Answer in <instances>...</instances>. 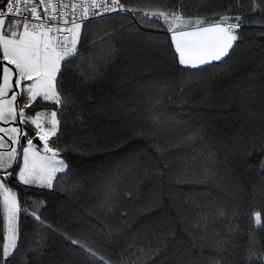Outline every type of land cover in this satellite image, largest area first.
I'll use <instances>...</instances> for the list:
<instances>
[{"label": "trees", "instance_id": "trees-1", "mask_svg": "<svg viewBox=\"0 0 264 264\" xmlns=\"http://www.w3.org/2000/svg\"><path fill=\"white\" fill-rule=\"evenodd\" d=\"M181 2L189 17H211L229 9L243 14L248 19L237 41L241 46L223 67L189 75L178 62L168 32L140 27L131 13L128 19L94 21L93 33L114 29L119 34L118 51L101 78L87 84H77L79 77L64 82L66 90L76 91L77 102L63 113L60 146L78 150L60 155L70 162L80 187L68 195L58 187L25 186L13 172L8 183L18 200L28 202L21 207L31 211L33 201H44V219L53 226L45 229L21 213L20 231L27 239L23 259L17 257L16 264H103L68 238L86 241L109 264H123L133 252L143 255L137 246L155 244V237L170 229L173 236L144 264H257L255 258L248 259V246L249 231L255 229L252 214L264 210V23L253 17L264 16V4L257 0L252 11L250 0H240L242 6L236 0H166L169 7ZM88 51L86 47L85 54ZM157 98L168 104L169 112L202 129L203 140L172 149L168 141L186 134L183 129L152 137L144 109ZM55 107L37 100L26 111ZM28 132L35 135L33 128ZM204 160L217 170L213 182H175L187 165L195 172ZM109 192L112 201L106 208ZM152 199H159L160 206L142 212ZM205 213L212 214L205 231H185L180 217H186L185 223L199 222ZM125 220L127 228L116 233ZM230 227L237 229L232 243L226 251H216L212 238L217 233L228 238ZM204 235L207 241L200 239ZM41 238L45 246L39 252L27 251ZM255 240L256 249L264 251V231H256ZM196 242L209 246L198 249Z\"/></svg>", "mask_w": 264, "mask_h": 264}, {"label": "snow or ice", "instance_id": "snow-or-ice-1", "mask_svg": "<svg viewBox=\"0 0 264 264\" xmlns=\"http://www.w3.org/2000/svg\"><path fill=\"white\" fill-rule=\"evenodd\" d=\"M250 2L252 11H256L257 0ZM260 2L264 4V0ZM236 3L242 6L240 0H236ZM4 5L0 6V124L9 127H0V133H5L10 143L0 136V149H6L0 151V170H3V174H0V264H16L27 239L22 236L18 223L21 213L31 215L45 229H52L53 226L44 219V201H33L31 211L28 207H21L22 203L28 202L17 199V192L8 183L14 175L9 169L18 166V182L25 186L58 187L68 195L75 194L80 187L79 179L73 176L70 162L60 155L63 151L78 150L75 146H60L63 113L77 102L76 91L66 90L64 82L71 77L80 78L76 80L77 84L81 80L84 84L95 81L104 75L116 59L119 34L114 29H99L93 33L92 24L96 18L123 20L128 19L127 14L131 13L140 27L170 33L179 64L188 70L189 75L196 76L223 67L232 59L235 49L241 46L237 41L242 39L240 30L248 18L240 13L233 14L230 9L213 12L211 17H189L182 10V2L169 7L166 0H160L159 3L155 0H4ZM112 13H117V16L112 17ZM253 20L258 24L264 23V16L253 17ZM149 38L152 37L149 35ZM86 47L89 49L87 54ZM38 98L56 107L47 114L35 112L33 115L27 112ZM144 113V120L150 123L152 137L184 130L186 134L168 141L169 148L175 149L203 140L202 129L190 126L188 121L179 118V113L169 112L168 104L162 99L157 98L154 105L144 109ZM18 125L35 126V135L43 142V154L33 144L35 137ZM21 137L26 138V146L20 144ZM157 148L160 150L161 146L157 145ZM211 164H215L214 158ZM192 167L191 164L187 165V170L176 175L175 182L209 184L217 174V170L214 166L210 167L207 160L195 172L191 171ZM57 173L62 175L57 177ZM54 180L57 181L55 186ZM111 201L109 192L104 206L110 208ZM160 203L159 199L149 200L142 212L159 207ZM123 215L127 216L128 213L124 212ZM217 215L222 213L218 212ZM252 216L255 229L249 231L248 259L255 258L257 264H264V251H258L255 247L256 231H264V210H257ZM211 217V213H205L200 215L199 222L187 223L186 217L180 219L185 231L193 235L194 230L205 231ZM127 226L128 220H125L115 232H123ZM236 231V228L230 227L228 238L219 237L217 233L212 238L211 246L216 251H226V245L232 243L231 235ZM172 236L171 229L161 232L155 237V244L137 246V252L143 255L137 256L133 252L129 258L123 259V264H144L149 254L158 252L160 246L166 245ZM193 238L195 240V236ZM68 239L71 244L90 253L91 257L109 264L108 258L98 254L86 241ZM200 239L207 241L208 236L204 235ZM44 246L41 238L27 251L39 252ZM193 246L202 249L209 245L196 242Z\"/></svg>", "mask_w": 264, "mask_h": 264}, {"label": "rangeland", "instance_id": "rangeland-1", "mask_svg": "<svg viewBox=\"0 0 264 264\" xmlns=\"http://www.w3.org/2000/svg\"><path fill=\"white\" fill-rule=\"evenodd\" d=\"M169 35H170V38H171V34L169 33ZM171 43H172V40H171ZM172 46H173V48H174V50H175V46H174V44L172 43ZM177 54V53H176ZM177 56H178V54H177ZM178 59H179V56L177 57ZM179 62V61H178ZM181 66V65H180ZM9 67H11V66H9ZM183 67V66H182ZM13 83H14V81H13ZM25 83H31L30 81H26ZM9 95H11V93H9ZM38 100H39V98H38ZM49 103V102H48ZM38 112H45V114H47L48 113V111H45V110H42V111H38ZM35 114V113H34ZM33 114V115H34ZM18 126H20V127H22V128H26V130L28 131V129L30 130V129H32L34 126L33 125H28V126H25V125H18ZM0 127H5V128H7V127H9V125H7V124H0ZM0 136H4V141L5 142H8V143H10V141H7V135L5 134V133H0ZM22 140H23V137H21V139H20V144L22 145ZM6 149H0V151H5ZM39 151V150H38ZM41 154H43V152L41 151ZM9 171H12V172H15V175H16V179H17V174H18V166L17 165H14L13 166V168L12 169H9ZM0 174H3V170H0ZM58 176V175H57ZM18 180V179H17ZM37 188H39V187H37ZM40 189H43V188H40ZM44 189H48V188H44ZM0 206H1V209H2V194H0ZM31 208H32V206H31ZM30 211V210H29ZM32 217V216H31ZM33 218V217H32ZM18 223H19V218H18Z\"/></svg>", "mask_w": 264, "mask_h": 264}, {"label": "crops", "instance_id": "crops-1", "mask_svg": "<svg viewBox=\"0 0 264 264\" xmlns=\"http://www.w3.org/2000/svg\"><path fill=\"white\" fill-rule=\"evenodd\" d=\"M178 54V53H177ZM178 57V56H177ZM179 61V59H178ZM10 96V95H9ZM43 122V121H42ZM34 126V125H33ZM35 133H36V129H35V126L33 127ZM34 139H33V144H35L37 146V150L39 151H42V148H43V142L39 140V137L34 135ZM22 145H25L26 146V138L23 137V140H22ZM61 173H57V175H60Z\"/></svg>", "mask_w": 264, "mask_h": 264}, {"label": "built area", "instance_id": "built-area-1", "mask_svg": "<svg viewBox=\"0 0 264 264\" xmlns=\"http://www.w3.org/2000/svg\"><path fill=\"white\" fill-rule=\"evenodd\" d=\"M0 6H5L4 5V0H0ZM113 15H117V13H112L111 16H113ZM101 19H104V18L97 17L95 21H98V20H101Z\"/></svg>", "mask_w": 264, "mask_h": 264}]
</instances>
